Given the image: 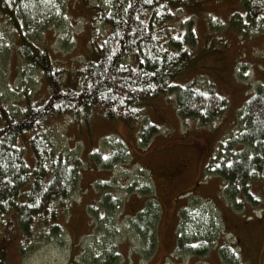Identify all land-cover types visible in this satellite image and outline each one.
<instances>
[{"label": "rangeland", "instance_id": "obj_1", "mask_svg": "<svg viewBox=\"0 0 264 264\" xmlns=\"http://www.w3.org/2000/svg\"><path fill=\"white\" fill-rule=\"evenodd\" d=\"M186 10V15L178 11L176 24L195 30L196 47L179 68L175 84L192 81L225 96L223 117L202 125L197 119L186 121L176 112L173 95L158 94L142 101L143 123L150 119L148 124L158 129L149 143L143 142L138 130L142 123L131 126L108 119L95 105L82 109L76 119L64 117L66 123L52 136L60 154L79 155L81 175L64 222L65 235L29 240L22 249L15 241L3 242L4 264H107L104 247L116 251L110 264H264V165L234 193L229 190L234 185L213 169L221 150L235 159L248 158L253 150L232 133L241 129L239 113L264 86V29H250L247 22L230 19L242 12L240 0H191ZM71 13L83 15L86 8L75 3ZM68 21L58 31L45 33L65 65L81 61L84 53L78 43L80 21L70 16ZM13 35L2 31L0 50ZM74 36L76 41L71 40ZM7 53L0 61V89L16 100L22 71L12 77L16 60ZM30 73L23 72L20 80L29 82ZM44 89L35 84L36 100ZM219 140L224 147L216 144ZM143 162L146 165H140ZM104 193L116 198L112 208L101 202ZM180 194L186 198L180 200L184 196ZM198 196L205 202L209 218L205 223H213L206 244L191 242L193 248L202 246L200 253L176 246L184 223L199 214L189 208L201 200ZM152 202L155 212L148 214ZM147 219L153 246L150 241L146 244L148 236L136 225Z\"/></svg>", "mask_w": 264, "mask_h": 264}, {"label": "trees", "instance_id": "obj_2", "mask_svg": "<svg viewBox=\"0 0 264 264\" xmlns=\"http://www.w3.org/2000/svg\"><path fill=\"white\" fill-rule=\"evenodd\" d=\"M190 1L0 0V34L3 30L14 34L0 50V61L10 51L16 60L12 77L18 76V69L22 71L18 78L22 83L16 87L21 95L16 100L0 89V264L6 255L3 242L15 241L22 249L29 240L65 235L64 222L81 175L79 155L60 154L52 136L66 123L64 117L76 119L82 109L95 105L108 119L131 126L142 123L138 130L144 142L157 128L143 123L142 101L158 94L173 95L176 112L184 119H197L202 125L223 117L225 96L198 88L192 81L180 87L175 84L179 68L196 47L195 30L176 24V14L186 15ZM75 3L83 4L86 13L69 14ZM240 8L242 12L231 16L233 22L264 29V0H240ZM69 16L80 21L78 43L84 53L81 61L65 65L45 33L58 31L70 22ZM28 69L29 82L20 80ZM36 83L45 86L39 100ZM255 93L239 113L241 129L232 131L237 141L253 150L243 159L225 156L221 150L213 166L217 175L234 185H229L231 193L257 176L264 165V86ZM101 196L103 205L112 208L114 198ZM197 198L201 200L189 208L199 214L184 223L176 246L200 253L202 246L193 248L191 242L206 244L213 223H205L209 219L205 202ZM155 206L150 203L148 214L155 212ZM136 225L140 234L148 236L146 244L150 241L153 246L150 220H137ZM103 249L110 264L116 251Z\"/></svg>", "mask_w": 264, "mask_h": 264}, {"label": "crops", "instance_id": "obj_3", "mask_svg": "<svg viewBox=\"0 0 264 264\" xmlns=\"http://www.w3.org/2000/svg\"><path fill=\"white\" fill-rule=\"evenodd\" d=\"M218 143H220V140L216 142V144H218ZM216 144H215V145H216ZM142 165H146L145 162H143Z\"/></svg>", "mask_w": 264, "mask_h": 264}]
</instances>
